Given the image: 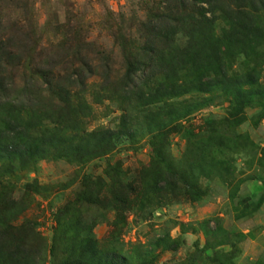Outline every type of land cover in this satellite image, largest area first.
I'll use <instances>...</instances> for the list:
<instances>
[{"label":"trees","instance_id":"1","mask_svg":"<svg viewBox=\"0 0 264 264\" xmlns=\"http://www.w3.org/2000/svg\"><path fill=\"white\" fill-rule=\"evenodd\" d=\"M141 9L144 17L136 21V36L112 35L123 60V73L117 76L106 50L90 42L74 20L49 10L40 26L29 0H0V162H30L54 154L81 163L86 157L110 155L121 139L143 140L152 154L138 182L110 190L114 202L108 208L115 218L107 249H99L86 228L85 204L93 198L84 196L83 188L88 183L107 187L97 179L84 181L76 198L57 211L50 244L30 223L0 220V264H154L157 248L176 252L182 239L166 233L148 245L125 249L120 232L126 215L153 214L163 194L199 202L204 181L215 172L235 171L234 157L242 150L227 152L229 140L217 135L240 125L243 118L237 115L243 108L257 104L264 109V0H144ZM41 33L52 39L44 43ZM93 77L131 107L118 129L85 127L89 116L82 111L88 104L75 98L87 92ZM217 99L228 104L227 116L212 120L200 133L208 139L190 144V158L171 157L169 135ZM197 136L191 134L187 141ZM261 153L256 166L264 169L263 149ZM151 164L163 170V178L143 177ZM237 188H231V200ZM14 193L0 188V214H21L16 205L23 199L16 201L21 196L16 199ZM263 199L264 194L259 201ZM219 239L201 246L195 242L182 264H233L229 250H217L227 245Z\"/></svg>","mask_w":264,"mask_h":264},{"label":"rangeland","instance_id":"2","mask_svg":"<svg viewBox=\"0 0 264 264\" xmlns=\"http://www.w3.org/2000/svg\"><path fill=\"white\" fill-rule=\"evenodd\" d=\"M29 1L35 7L40 26L47 19L49 10L58 11L63 20H74L71 22L74 25L77 22L90 42L106 50L111 60L112 75H122L123 60L112 35L118 32L125 37L136 36V21L144 17L141 9L144 0ZM41 35L44 43L52 39L51 35H48L49 38L43 33ZM262 68L261 83L264 85V64ZM88 85L87 92L77 94L75 98H83L88 104V109L82 111L89 116L84 119L85 127L88 130L118 129L121 116L131 107H126L118 95L107 91L98 77L89 79ZM220 100L217 99L189 120L183 121L181 130L169 135L168 149L171 157L176 160L181 157L188 159L194 154L190 144L208 139L200 133L208 128L212 120L227 116L228 104ZM237 116L243 118L240 125L233 129H221L217 135L223 142L229 140L227 152L237 148L242 150L241 154L234 157L235 171L230 174L225 170L215 172L204 181L205 195L199 202H192L184 196L163 194L160 195L163 198L162 205L155 208L153 214L143 217L128 213L120 232V242L125 249L129 250L136 244L148 245L153 238L167 233L172 239L181 238L182 245L176 252L157 248L155 254L158 255L154 264H182L188 253L192 252L195 242L201 246L206 242H214L216 238L227 244L217 250H229L233 264H254L258 259L264 260V199L259 201L264 194V169L256 166L257 159L262 155L261 149L264 150V109L254 104L253 107L240 110ZM194 133L198 135L197 139L188 142V136ZM215 141L219 143L221 139L217 137ZM209 142L207 140V145ZM187 144L189 150L186 152ZM151 155L149 146L144 145L143 140L133 142L121 139L110 155L86 157L81 163L75 161L77 158H55L54 154L30 162L16 159L0 162V188L14 190L16 199L21 196L16 201L23 199V203L16 205L21 211L20 215L15 218L17 213H1L0 220H11L13 225L30 223L34 226L33 230L50 244L57 211L76 198L84 181L101 179L107 183L106 188L99 189L95 183H88L83 188L84 196L92 195L94 203L85 204V217L89 221L86 228L97 240L99 249H107L115 218V211L108 208L114 202L110 190L117 189L121 183L138 182L139 173L149 164ZM252 159L254 161L250 163ZM158 176L163 178V170L153 164L143 174V177ZM110 184L114 186L109 187ZM235 184L238 187L237 193L231 200L229 194ZM29 192L30 199L27 197ZM92 216H96L95 221L91 219ZM182 230L184 234H181Z\"/></svg>","mask_w":264,"mask_h":264}]
</instances>
